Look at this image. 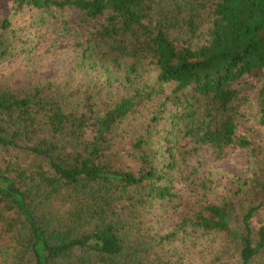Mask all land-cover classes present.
<instances>
[{"label":"trees","instance_id":"obj_1","mask_svg":"<svg viewBox=\"0 0 264 264\" xmlns=\"http://www.w3.org/2000/svg\"><path fill=\"white\" fill-rule=\"evenodd\" d=\"M13 4L16 11L27 7L41 16L75 10L88 20L104 18L84 57L91 51L98 55L107 82L114 77L125 90L108 101L88 93L72 101L74 93L52 82L0 89V264H164L176 241L206 235L232 243L240 264L261 257L264 221L255 226L253 220L264 208V181L244 182L235 192L251 197L239 232L232 219L240 205L236 199L224 204L184 200L173 192L171 170L177 168L173 151L183 156L179 144L187 139L193 150L253 146L240 132L234 105L235 84L247 75L263 80L264 126V0ZM208 8L209 38L194 43ZM11 26L9 18L0 25V61L13 52L7 38ZM150 66L156 70L155 86L141 84ZM164 86H173L165 102L173 100L181 110L171 116L176 129L164 137L168 146L154 150L159 114L139 135H125L123 124ZM200 186L206 190L208 180Z\"/></svg>","mask_w":264,"mask_h":264},{"label":"rangeland","instance_id":"obj_2","mask_svg":"<svg viewBox=\"0 0 264 264\" xmlns=\"http://www.w3.org/2000/svg\"><path fill=\"white\" fill-rule=\"evenodd\" d=\"M210 12L209 8L202 11L205 21L192 42L202 43L209 38ZM7 18L12 22L7 38L13 43V52L0 61V89H18L40 82H52L60 91L74 93L72 101L87 96V93L99 94L100 99L108 101L118 98L117 93L124 92L125 89L119 86L114 77L111 83L107 82L108 75L101 68L98 55H92L91 51L84 57L85 50L96 42L94 36L105 23L104 18L88 20L75 10L41 16L39 11L27 7L16 11L13 0H0V25ZM107 66L112 71L115 69L113 62L108 61ZM149 70L141 84L155 86L156 70L154 66H150ZM172 88L164 86L163 93L153 94L152 98L145 100L133 120L123 124L127 127L125 135L143 133L150 120L159 114V121L153 124L152 145L154 150L168 146L164 137L169 135L170 130L176 129L171 123V116L181 110V107L173 104V100L165 102ZM235 88L239 92L234 103L239 116V129L252 141L253 146L248 150L235 147L219 150L209 145H199L193 150V144L187 139L179 144L180 151L185 153L183 156L177 148L173 151L177 168L171 170V175L173 192L180 194L184 200L208 199L216 204H224L236 199L240 205L238 210H233L232 219L237 230L242 232V218L249 208L251 197L235 192L244 187V182L264 181V126L259 110L263 80L247 75L235 84ZM157 89L161 87L157 86ZM126 137V145L130 149L128 142L131 137ZM127 164L134 170L138 169L133 159H128ZM207 180L208 188L204 190L200 185ZM177 201L173 206L179 203ZM166 216L174 219L173 213H166ZM261 221H264V208L253 223L259 226ZM186 239L182 241L183 244L177 241L175 245L172 244L171 252L165 253L164 264H240L236 247L220 236L206 235L199 239L191 236ZM253 264H264V254Z\"/></svg>","mask_w":264,"mask_h":264}]
</instances>
